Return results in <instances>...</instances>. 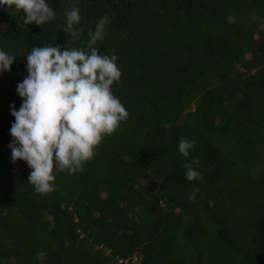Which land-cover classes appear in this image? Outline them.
Here are the masks:
<instances>
[{
	"label": "trees",
	"instance_id": "16d2710c",
	"mask_svg": "<svg viewBox=\"0 0 264 264\" xmlns=\"http://www.w3.org/2000/svg\"><path fill=\"white\" fill-rule=\"evenodd\" d=\"M55 19L24 25L0 7V264H264V0H50ZM82 30L64 32L66 12ZM118 56L113 92L127 119L83 170L54 171L37 194L10 129L32 47ZM181 138L195 141L186 159ZM202 179H186L185 163ZM199 188L194 201L189 199ZM138 258V260H135Z\"/></svg>",
	"mask_w": 264,
	"mask_h": 264
},
{
	"label": "clouds",
	"instance_id": "9594fccd",
	"mask_svg": "<svg viewBox=\"0 0 264 264\" xmlns=\"http://www.w3.org/2000/svg\"><path fill=\"white\" fill-rule=\"evenodd\" d=\"M10 13L24 14V25L45 26L56 17L50 0H0ZM78 7L66 12L64 32L79 39L81 14ZM108 17L101 18L88 32L87 49L58 45L35 46L26 57L28 75L17 85L22 104L10 129L12 162L25 161L32 169L28 183L37 194L53 190L54 171L75 174L95 155L105 136L113 134L128 117L126 107L114 95L113 85L121 79L118 56L101 55L96 47L105 38ZM16 55L0 48V76L11 72ZM195 141L181 138L178 150L187 159ZM199 157L185 163L186 179L193 182L202 174L193 167ZM199 188L189 199L194 201Z\"/></svg>",
	"mask_w": 264,
	"mask_h": 264
},
{
	"label": "built area",
	"instance_id": "2783aa9c",
	"mask_svg": "<svg viewBox=\"0 0 264 264\" xmlns=\"http://www.w3.org/2000/svg\"><path fill=\"white\" fill-rule=\"evenodd\" d=\"M135 260H138V258H135Z\"/></svg>",
	"mask_w": 264,
	"mask_h": 264
}]
</instances>
